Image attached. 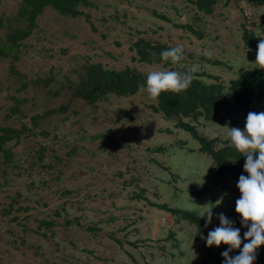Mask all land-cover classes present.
<instances>
[{
	"label": "crops",
	"instance_id": "1",
	"mask_svg": "<svg viewBox=\"0 0 264 264\" xmlns=\"http://www.w3.org/2000/svg\"><path fill=\"white\" fill-rule=\"evenodd\" d=\"M198 2L0 0V264H199L197 227L172 210L236 216L232 177L158 101L76 93L94 63L147 75L207 62L209 17L222 18L216 44L240 47L238 72L255 69L239 21L263 5ZM177 45L183 59L164 61Z\"/></svg>",
	"mask_w": 264,
	"mask_h": 264
},
{
	"label": "trees",
	"instance_id": "2",
	"mask_svg": "<svg viewBox=\"0 0 264 264\" xmlns=\"http://www.w3.org/2000/svg\"><path fill=\"white\" fill-rule=\"evenodd\" d=\"M214 0H199L198 5L205 11L209 10V6ZM264 6V0H251ZM243 41L245 45L257 49L258 41L253 33L249 30H243ZM215 82L206 83L193 76L190 86L180 92H163L158 98V106L167 116H176L179 119V126L185 130L191 131L193 136L199 139L201 149L206 151L214 160L217 167V173L222 174L223 171L229 172L233 178H238L245 175L244 162L242 156L234 149L223 146L220 149L214 148V141H207L204 138L194 134L193 126L188 121H182V117H188L190 120L197 121L200 116L204 119L217 120L223 119L225 116H242L243 122L246 123L249 112H257L253 108L254 103H259L264 107V70L258 68L245 69L239 75L227 84L220 81L217 77ZM147 75L125 67L123 69H107L101 64H90L86 68L85 76L81 79L77 94L86 99L93 100L106 92H115L117 94H129L140 89L142 85L146 86ZM235 121L230 125H234ZM235 160L238 167L232 162ZM181 217L195 224L197 227V236L208 233L220 226V222L209 224L202 217L187 211H176ZM233 226L240 230L241 234V249L233 250L230 255L237 256L243 248L244 233L247 231L241 225V218L234 217L230 219ZM260 251L264 253V246H261ZM227 250L226 245H221L219 248L215 246L213 251L211 247L206 250V260H211L212 264H224L222 253Z\"/></svg>",
	"mask_w": 264,
	"mask_h": 264
},
{
	"label": "clouds",
	"instance_id": "3",
	"mask_svg": "<svg viewBox=\"0 0 264 264\" xmlns=\"http://www.w3.org/2000/svg\"><path fill=\"white\" fill-rule=\"evenodd\" d=\"M184 49L177 45L163 51L160 55L164 61L172 63L183 59ZM254 68L264 70V39H260L257 45L256 60ZM193 76L191 71L178 72L173 70H152L147 73L146 86L139 89L146 94L152 102H157L163 92L180 93L186 90ZM220 127V126H219ZM226 129L228 147L234 149L238 154L246 158L244 172L237 184L240 192L236 200L235 211L241 217V225L247 229L244 233L243 248L237 256H231L233 250L241 249V234L233 222L220 214V226L208 233L206 244L208 247L222 244L227 250L222 253L224 264H253L256 260V252L264 246V112H249L243 130L234 127H222ZM258 154V155H257ZM218 200L215 206H218ZM212 204L202 206L207 211L208 223L212 220ZM200 207V206H199Z\"/></svg>",
	"mask_w": 264,
	"mask_h": 264
},
{
	"label": "rangeland",
	"instance_id": "4",
	"mask_svg": "<svg viewBox=\"0 0 264 264\" xmlns=\"http://www.w3.org/2000/svg\"><path fill=\"white\" fill-rule=\"evenodd\" d=\"M256 3V2H255ZM258 4V3H257ZM264 7V6H263ZM257 15H253L252 10H245L241 12V17L239 21V31L240 34L242 33V30L246 29L253 33L254 37L259 43L260 39H264V10L261 11V18L260 15L256 12ZM221 17H209L208 19H203L204 25L201 27V38L207 41V46L203 43H201V52L203 53V49L207 48L210 50L208 52V59L207 62H203V59H201L200 63L196 65H190L186 67L188 70H179V72H187L191 71L192 76H197L199 79L206 83L215 82V78L217 77L220 79V81H223L225 84H227L231 78V76L237 77L239 75V68L238 65L241 64V60H244V55L240 51V47L237 46L235 42H232L231 37L224 36L223 40L221 41L222 44L220 46L219 43L214 42V34L213 31L218 29V26L220 25ZM219 20V21H218ZM226 19L224 18V22ZM262 20V21H260ZM263 22V23H262ZM203 23V22H202ZM260 24V26L258 24ZM217 29H216V28ZM202 28L204 30H202ZM204 37V38H203ZM232 46H235L234 50H230ZM217 51H214L215 48ZM216 53H214V52ZM220 51V52H219ZM255 53V51H253ZM204 54V53H203ZM212 61V63L210 62ZM214 60H218L221 63L215 64L213 62ZM173 71H177L174 69H170ZM253 108H255L258 112H264V107L260 105L259 103H254ZM189 120V121H188ZM182 121H188L191 126H193L194 134L198 137L204 138L207 141H214V148L220 149L223 146H228V140L226 138V129L222 127H234L239 128L241 130L245 127V122L242 120V116H225L223 119H217V120H209L204 119L202 116L198 118L197 121L190 120L188 117H182ZM235 121L234 125H230L231 122ZM220 126V127H219ZM184 129V128H183ZM188 131V130H187ZM191 133V131H189ZM193 135V133H191ZM195 137V136H193ZM258 155V154H257ZM242 156V155H241ZM232 162L235 164L236 167H238L235 160L231 159ZM242 162H246V158L242 156ZM223 173L229 174L227 171H223ZM222 173V174H223ZM230 175V174H229ZM247 175V173L245 174ZM231 176V175H230ZM232 177V176H231ZM233 189H237V184L239 181V177L233 178ZM223 180V186L228 184V182L222 178ZM219 181V180H218ZM236 181V182H235ZM235 182V183H234ZM231 184V186H232ZM229 188V186L227 187ZM235 217H239L236 213ZM234 218V217H232ZM241 218V217H239ZM220 222V221H219ZM208 223V222H207ZM218 223V222H213ZM211 224V223H209ZM195 225V224H194ZM206 236L204 234H201L200 236H197V242L204 247V257L200 260L201 262L199 264H212L211 260H206V250L208 248L206 244ZM212 250H215V246L211 247ZM253 264H264V253L260 251V249H257L256 252V260L253 262Z\"/></svg>",
	"mask_w": 264,
	"mask_h": 264
}]
</instances>
